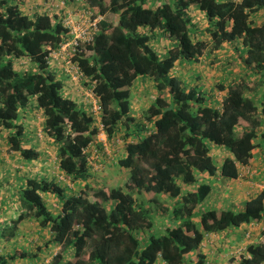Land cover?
<instances>
[{"label": "trees", "instance_id": "obj_1", "mask_svg": "<svg viewBox=\"0 0 264 264\" xmlns=\"http://www.w3.org/2000/svg\"><path fill=\"white\" fill-rule=\"evenodd\" d=\"M191 7L205 26L191 22ZM79 9L102 16L91 41L71 57L85 77L82 85L92 87L97 115L64 95L67 75L48 62L49 52L70 39L63 18ZM261 10L264 0H0V131H7L6 144L24 166L42 155L49 159L38 150L42 138L56 149L53 173L12 169L22 174L16 215L11 225L5 222L10 233L0 230V264H26V251H8L3 243L25 220L37 222L38 252L58 247L37 264H189L191 253L196 264H211L201 251L211 235L251 222L264 226V190L240 210L205 208L212 185L200 176L235 179L255 147L264 151ZM234 43L244 48L239 67L258 78L254 88L247 76L206 86L194 66ZM137 82L147 84L143 106L135 109ZM27 109L41 119L34 126H41L42 137L32 133L33 143L21 123ZM101 131L116 154L101 162L127 173L109 189L94 175L90 156L95 145L103 154ZM213 146L228 152L220 167L210 155ZM60 176L91 187L71 191ZM236 260L264 264V241L247 244Z\"/></svg>", "mask_w": 264, "mask_h": 264}, {"label": "rangeland", "instance_id": "obj_2", "mask_svg": "<svg viewBox=\"0 0 264 264\" xmlns=\"http://www.w3.org/2000/svg\"><path fill=\"white\" fill-rule=\"evenodd\" d=\"M233 47L237 49V52L235 53L236 56L235 54H233L234 53ZM233 47L225 46L223 49L217 51L214 50L210 56L206 58H202V60H200L194 66L195 73H198V75L204 81L205 84L216 85V83L219 82L228 84L233 81H236L235 77H237L239 80L242 78H246V76L248 77V74H246L245 71H240L242 75H238V76L236 75V72H239V70H237L238 68H237L236 58L237 55L243 56L244 48L241 44H237V43H234ZM61 63L64 65V67L69 65L67 59L65 60L62 59ZM57 74L59 75V73ZM66 81L71 82L72 80L67 79ZM248 84L251 85L252 88H254L253 80L249 81ZM259 87L263 89L264 84H261ZM144 88L146 87L144 86ZM138 89L139 88H136L135 91L139 92ZM258 92H259V88L257 90V93ZM85 98L87 99V100L84 99L86 101V104H89L90 105L89 108H91L92 103L89 102L90 100L86 96ZM139 106H140V102H136V106L133 105L135 109H137ZM21 116H22L21 123L28 142L33 143L32 133L34 132L39 138H41L42 137L41 126H39L38 124L37 127L34 126L36 120L37 122L41 121V119H39V116L36 115L35 111L28 109L25 112H21ZM102 133L104 132L101 131L99 132V134L96 135L97 141L100 137V134ZM6 141H7V131L2 130L0 131V159H3V161L5 162H0V230L6 232L7 233L6 236H8L10 230L8 231L7 229L4 228L5 222H9V224L11 225L13 221L12 219L16 215L15 205L17 204L16 202L18 198L17 197L18 195L16 194L18 189L17 177H19L22 174L12 169H17V168L26 169L27 171H31V172L38 171L40 173H46V172L48 173V169H49L50 172L52 171L55 172V168H53V166L56 165L55 164L56 149H54V151L51 150L50 145H48V143L44 141V138H42V142L40 143V145H38L39 147L38 150L48 155L49 159H44L42 155L41 157H39V160L35 162V164L24 166V163L19 162L18 159L15 157L17 153L9 148V146L6 144ZM94 148L95 147H93L92 151H90V156L94 157V159L96 160L92 170L96 172V174L94 175L96 176L102 175L101 177V180L103 182V185H101L102 188L109 189L110 187L123 184V182L127 177V173L117 174L113 168L108 169L105 166V163L101 162V158H100V157L105 158L104 157L105 155H103L98 149L96 148L94 149ZM108 149H111V147L109 146ZM4 163H7L10 168H7V164ZM64 183L67 184V186L70 187L71 191L74 192H77L80 189L88 190L91 187V186H86L84 182L79 183L77 181L76 184L74 182L72 183L69 179H66ZM90 184L96 185L93 178L92 180H90ZM90 193L89 196H91ZM44 197L48 201V203L55 206V200L53 198H50L49 196L46 195H44ZM18 225H19L18 231H14L13 236L8 237L7 240L5 239L3 243L6 244L5 246L8 251L17 252L20 249L26 251L28 253L27 256L28 258L25 259L26 264H37L43 260V257H45L46 254L48 255L47 258L49 259L52 253L58 250V247L54 246L50 248V252L48 251L44 253H40L41 251L38 252V248H39L38 241L40 239L41 234L36 230V226H37L36 221L26 222L25 220V222L23 221L19 222ZM258 241H264V235H262L261 238L258 239ZM28 244H31V246H27ZM18 261L20 264H23V260L20 259Z\"/></svg>", "mask_w": 264, "mask_h": 264}, {"label": "crops", "instance_id": "obj_3", "mask_svg": "<svg viewBox=\"0 0 264 264\" xmlns=\"http://www.w3.org/2000/svg\"><path fill=\"white\" fill-rule=\"evenodd\" d=\"M189 15L191 18V22L200 24L201 26H205L206 21L203 17V14L197 9V7H191V9L189 10ZM262 21H264V10L259 11L257 15V22H262ZM204 37L205 35L203 36V38ZM200 60H202V58H200ZM54 63L57 65H53L52 67H55L59 75L66 74L67 79H69L70 75L65 71L66 68H64V66L60 63L57 62ZM237 68L239 72H236V75L237 76L242 75L240 71H245V70H242L239 67L238 61H237ZM248 78L249 80L258 79L256 76H252L250 73H248ZM235 79L236 81H239L237 77H235ZM146 84L147 83H145L142 86L140 82H137L135 86L136 88H139L138 89L139 92L135 91L136 88L133 89V94H134L133 104L135 102H140L139 107L143 105L142 96L145 90L142 88ZM205 85L214 86L213 84H205ZM86 90L87 87L85 86L83 87L81 82H77L74 80H72L71 82L65 81L64 95L73 97L77 99L79 102L84 103L85 106L87 105L88 107H90V105L86 104V101L84 100L86 99L85 98ZM35 113L37 116L39 115V112L38 113L35 112ZM35 122H37V120ZM98 143L100 144L101 148L104 149L103 155H108L113 158L116 157V154L114 157V147L111 146V143H113V141L110 142L107 141L104 133L100 134ZM114 143L119 146L121 145V140L120 139L114 140ZM109 146H111V149H108ZM95 148L98 149V146L95 145ZM210 155L212 156L216 165L220 167V164L226 158L228 152L222 147L213 146L211 147ZM238 171H239L238 176L235 179L222 178V176H220L219 173H217L216 175L200 174L201 177H204L205 180L210 182L212 185L210 193L205 198L202 204L205 208L226 207V208H232L234 210H240L243 208L245 201L251 195H254L261 190H264V151L262 147L260 146L255 147L252 151V157L250 158L248 164L245 166L238 165ZM64 179L66 180V178ZM161 226L162 223L160 218L157 222V225L154 227V231L156 230L159 231ZM263 229L264 226H262L261 222H251L250 224L246 223L238 227H231L228 230V234L226 236H223L220 233H215L211 235L202 244L203 247L201 248V251L205 254V259L210 261L211 264H237L236 259L239 256V254L236 253V250L239 248L244 249L246 244H249L250 242H259L258 239L261 238L262 236L260 231H262ZM187 261H190L189 264H196L197 257L195 253H191L190 255H188Z\"/></svg>", "mask_w": 264, "mask_h": 264}, {"label": "built area", "instance_id": "obj_4", "mask_svg": "<svg viewBox=\"0 0 264 264\" xmlns=\"http://www.w3.org/2000/svg\"><path fill=\"white\" fill-rule=\"evenodd\" d=\"M100 19H102V16L98 15L93 17L92 13L85 9L68 11L63 18V24L68 29L70 39L62 43L58 50L49 52L48 62L50 66L57 65L54 62L62 64V59H67L69 65L64 68H66L65 71L70 75L71 79L81 83L85 81L83 73L71 62V57L78 51L81 44L91 41L93 33L97 30V23ZM86 97L90 100L89 102L92 103L90 110L97 115L99 113V105L92 91V87H87ZM59 178L65 180L63 176ZM242 250V248H239L236 250V253L240 254Z\"/></svg>", "mask_w": 264, "mask_h": 264}, {"label": "clouds", "instance_id": "obj_5", "mask_svg": "<svg viewBox=\"0 0 264 264\" xmlns=\"http://www.w3.org/2000/svg\"><path fill=\"white\" fill-rule=\"evenodd\" d=\"M96 100H97V99H96ZM243 252H244V251H243ZM241 253H242V252H241ZM241 253H240V254H241Z\"/></svg>", "mask_w": 264, "mask_h": 264}]
</instances>
